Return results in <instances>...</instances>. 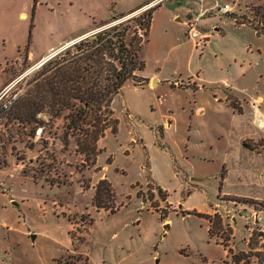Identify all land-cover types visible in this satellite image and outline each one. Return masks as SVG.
Masks as SVG:
<instances>
[{
	"label": "rangeland",
	"instance_id": "obj_1",
	"mask_svg": "<svg viewBox=\"0 0 264 264\" xmlns=\"http://www.w3.org/2000/svg\"><path fill=\"white\" fill-rule=\"evenodd\" d=\"M35 1L0 0V105L27 89L42 60L29 53L136 0ZM179 1L155 6L141 51L145 69L114 98L91 168L73 136L63 142V117L40 114L46 132L39 128L34 138L31 128L0 121V223L9 219L12 227L7 232L0 225V241L12 243L0 249V264H117L140 247L120 264H223L224 247L264 264V125L252 106L257 100L264 115V34L236 21L241 4L219 0L236 5L234 15L217 9L203 18L195 46L187 18L176 19L172 9L185 12L198 0ZM142 8L134 17L152 9ZM153 75L157 86L141 82ZM194 80L199 87H182ZM103 173L115 192L114 213L94 202L91 186ZM206 212L223 221L219 236L209 233Z\"/></svg>",
	"mask_w": 264,
	"mask_h": 264
},
{
	"label": "trees",
	"instance_id": "obj_2",
	"mask_svg": "<svg viewBox=\"0 0 264 264\" xmlns=\"http://www.w3.org/2000/svg\"><path fill=\"white\" fill-rule=\"evenodd\" d=\"M143 6L129 13L113 15L105 21L94 22L95 28L116 23L72 44L45 61L35 70L23 93L12 103L0 105V121L6 118L19 126H27L31 128L29 135L34 138L39 128H43V133L46 132L40 114L63 117L67 123L64 129L67 137L63 142L70 143L69 137L73 136L77 151L85 158V165L91 168L96 157L101 154V150L97 148L98 141L111 125L106 121L114 113V98L121 92L125 82L136 78L137 73L145 69L141 51L156 7L139 17L122 20ZM251 11L252 17L248 19L232 15L237 22L248 23L259 35L264 34V6L252 7ZM140 31L144 32V38L140 36ZM141 82L145 83L144 80ZM27 147L35 149L34 146ZM1 165L7 166V162L4 161ZM157 191L166 199L161 188H157ZM115 198L112 183L108 179L100 180L95 186V205L114 213L116 208L112 203ZM108 201H111V206L106 205ZM159 212L165 218L168 210ZM205 215L210 221L209 233L219 236L224 227L223 221ZM218 243L223 245V242ZM224 249L227 256L223 264H251L250 256L244 252L233 248Z\"/></svg>",
	"mask_w": 264,
	"mask_h": 264
},
{
	"label": "crops",
	"instance_id": "obj_3",
	"mask_svg": "<svg viewBox=\"0 0 264 264\" xmlns=\"http://www.w3.org/2000/svg\"><path fill=\"white\" fill-rule=\"evenodd\" d=\"M150 1L151 0H136L135 2H132L131 3L132 5H130L129 7H127L125 10H122V11H119V12L118 11H115V12L106 13V15L105 14L102 15L103 17H101L99 21L94 20L92 26H89V27H86V28H82V29H80V30H78L76 32L71 33L68 37L60 40L57 44L52 45V46L48 47L45 50H42L39 54L29 53L28 54V57H29V59H32V60H35V61L40 60V59H43V58L49 56V54H50V52L52 51L53 48L56 49V48L62 46L63 44H65V43H67V42H69V41H71L73 39L81 38V37L87 35L91 30H93L95 28L94 22H100L102 20L103 21L108 20L111 16L116 15V14L129 13L130 11H132V10H134V9L140 7V6L147 5V3H149ZM182 1L183 0H180L178 2V5L182 4ZM235 2L236 3L238 2V4H241L240 5V9H239L240 17H243V18H246L247 17V19L252 17V13H251L252 12L251 11V8L252 7L254 8V7H258V6H264V0H235ZM162 3H160V4H162ZM217 4H220L219 3V0H198V5H196L195 7H191L187 11L183 12L181 6H175L172 9V13H173V16L176 19H178V20H181L182 21L183 20L182 18H185V19L187 18V20L189 22V28H190V25H192L194 23H196V25L197 24H200L203 18L207 17L208 15H213L214 12L217 11L216 9H214V7ZM235 6L236 5H233V12L235 10ZM139 10H137V11H139ZM110 11H112V9H110ZM232 14H234V13H232ZM208 28H209V26L206 29H208ZM213 28L215 30H218V28L215 25L213 26ZM185 31L187 32V28H186ZM207 35H209V34H207ZM206 40H207V38H206ZM192 41H193L194 45L196 46L197 43L194 42V40H192ZM141 78L144 80V82H148L151 86H157L160 83V79L157 76H155V75L151 76L150 78H146V77H141ZM197 81L198 80H194L188 86H184L183 85L182 87H187V88L189 86L199 87ZM225 96H226L225 97L226 103H228L229 105H231L230 103H231V99L232 98L228 94L225 95ZM233 99L235 100V102H237V105H238V106L237 105H234V106H237L239 108L240 112H241V100L240 99H237V96L234 97ZM200 110H201V108H200ZM255 110H256L255 112L257 113V110H259V108L255 109ZM200 112H202V111H200ZM168 126H170V124H168ZM133 142L135 143L136 140L133 139ZM106 170H107V167H101V171L104 172ZM102 179H108L109 180V178H108V176L106 174L103 173L102 175H100V177L96 181H94V183L91 186V188H92L93 191H94L95 185L100 180H102ZM225 180H226V178H225ZM225 180H224V183H225ZM226 192H228V191H226ZM215 206H218V204H216ZM102 210L108 212L105 209H102ZM207 213H210V212H206L205 214H207ZM236 219H237L236 217H233L232 218V220L234 222L236 221ZM167 222H169V219L163 221V223L165 225V232L170 228L169 227V224ZM8 224H9V219H6V220H4L3 222L0 223V225L2 226V228L3 229H6L7 232L10 231V230H12L11 225H8ZM11 244L12 243H11V240L10 239H8V240L6 239V241H0V249L6 250L9 247H11ZM70 249H72V248L69 247L68 251H70ZM65 250H67V249H65ZM70 252H73V253H71V255H75V253H76V252L74 253V251H72V250ZM139 252H141V247L140 248H137L135 250H130L127 255L122 256V258L120 259V261L117 264H120L121 261L123 262L127 258L132 257V255L133 256L137 255ZM5 253L7 254L8 251H6ZM226 254H227V251H226ZM88 261H90V260H88Z\"/></svg>",
	"mask_w": 264,
	"mask_h": 264
},
{
	"label": "built area",
	"instance_id": "obj_4",
	"mask_svg": "<svg viewBox=\"0 0 264 264\" xmlns=\"http://www.w3.org/2000/svg\"><path fill=\"white\" fill-rule=\"evenodd\" d=\"M163 1H164V0H151V1H150L147 5H145L144 8H142V9L153 8V7H155V6H158V5H159L160 3H162ZM214 9H216V10L218 9V11L221 12V13H223V14H232V13H233V5H231V4H229V3H226V4H224V5L217 4V5L214 7ZM101 29H102V28H101ZM101 29L96 30V32L100 31ZM96 32H95V33H96ZM90 34H91V33H89V34H87V35H85V36H83V37H81V38H78V39H75V40L70 41V43L67 44V46H68V45H72V44H74V43H76V42H79L80 40H82V39L88 37ZM92 34H93V33H92ZM188 36L190 37V39L194 40V42H196V43H197V39H198L199 37H201V32L198 30L196 23L190 25V28H189V30H188ZM56 53H58V52H57V49H54V48H53L52 51L50 52L49 56L43 58V59L39 62V66H41L45 61H47V60H48L47 58L52 57V56L55 55ZM46 59H47V60H46ZM177 85L182 86L181 82H178ZM252 106H253L254 108H258V102H257V100H253V101H252Z\"/></svg>",
	"mask_w": 264,
	"mask_h": 264
},
{
	"label": "bare ground",
	"instance_id": "obj_5",
	"mask_svg": "<svg viewBox=\"0 0 264 264\" xmlns=\"http://www.w3.org/2000/svg\"><path fill=\"white\" fill-rule=\"evenodd\" d=\"M257 124L260 126L264 125V115L261 114V112L259 110H257Z\"/></svg>",
	"mask_w": 264,
	"mask_h": 264
},
{
	"label": "water",
	"instance_id": "obj_6",
	"mask_svg": "<svg viewBox=\"0 0 264 264\" xmlns=\"http://www.w3.org/2000/svg\"><path fill=\"white\" fill-rule=\"evenodd\" d=\"M136 13H137V12H134V13L128 15V16L122 18V20L129 19V18L133 17ZM122 20H121V21H122ZM119 21H120V20H119ZM114 23H116V22H114ZM114 23H113V24H114ZM113 24H111V25H113ZM105 27H106V26H105ZM105 27H103L102 29H104ZM102 29H101V30H102ZM47 59H49V58H47ZM47 59H46V60H47Z\"/></svg>",
	"mask_w": 264,
	"mask_h": 264
}]
</instances>
